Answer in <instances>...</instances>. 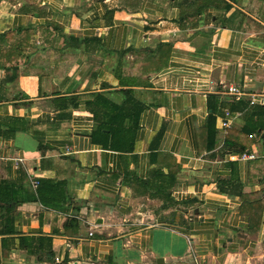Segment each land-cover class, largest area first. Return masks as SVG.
I'll list each match as a JSON object with an SVG mask.
<instances>
[{
	"label": "crops",
	"instance_id": "obj_1",
	"mask_svg": "<svg viewBox=\"0 0 264 264\" xmlns=\"http://www.w3.org/2000/svg\"><path fill=\"white\" fill-rule=\"evenodd\" d=\"M195 1L0 0V264H264V0Z\"/></svg>",
	"mask_w": 264,
	"mask_h": 264
},
{
	"label": "built area",
	"instance_id": "obj_2",
	"mask_svg": "<svg viewBox=\"0 0 264 264\" xmlns=\"http://www.w3.org/2000/svg\"><path fill=\"white\" fill-rule=\"evenodd\" d=\"M212 85V83H209ZM225 93L227 95H230L234 97L236 101L240 100L243 97V92L237 87L233 85L225 86ZM249 104L250 105H264V95H255L252 94L249 96ZM230 113L228 111L225 112V117H229ZM220 127L226 131L231 127L230 121L228 119H223L220 123ZM263 159L264 160V151L261 155H256L254 153L248 152V151H242L235 154H230L229 159L231 161H249V160H255V159ZM22 159H14V163L16 166L21 164ZM33 186H36L37 182H32ZM92 235V233H90Z\"/></svg>",
	"mask_w": 264,
	"mask_h": 264
},
{
	"label": "trees",
	"instance_id": "obj_3",
	"mask_svg": "<svg viewBox=\"0 0 264 264\" xmlns=\"http://www.w3.org/2000/svg\"><path fill=\"white\" fill-rule=\"evenodd\" d=\"M185 1H186V4L188 3L187 4L188 6L189 5L191 6V4H193V1H195V0H185ZM198 1L199 0H196L195 2H198ZM218 1H224V0H218ZM230 7H231L230 4H225L224 5V8H226V9H229ZM187 9L190 10L189 7H187ZM183 10H185V12H183V14L181 16V19H180V21H181V23H180L181 27H185L184 24H186V23L189 22V18L187 16L188 15V12L186 11V9H183ZM196 14H197V12H196ZM164 46L165 45H161V47H159V50H162L164 48ZM31 48H32L31 45H29V44H26L25 45V51H28L29 52ZM12 189H13V187H11L9 183L0 181V196H6L7 197L6 199L5 198H0V204H2V205H9L11 203L10 202V199H8V197L9 198H12V195H13ZM40 191H41V188L39 187L37 189V194H38L39 198L41 199V195H40L41 193H40ZM12 205H15V204H11V206Z\"/></svg>",
	"mask_w": 264,
	"mask_h": 264
}]
</instances>
